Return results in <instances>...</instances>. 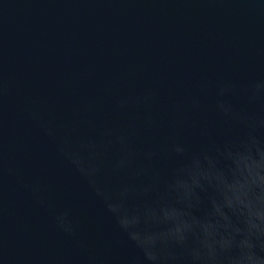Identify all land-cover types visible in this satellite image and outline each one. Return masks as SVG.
I'll return each instance as SVG.
<instances>
[{
  "label": "water",
  "instance_id": "water-1",
  "mask_svg": "<svg viewBox=\"0 0 264 264\" xmlns=\"http://www.w3.org/2000/svg\"><path fill=\"white\" fill-rule=\"evenodd\" d=\"M260 78L264 0H0V264H123L136 254L121 244L115 220L34 111L58 135L72 124L79 125L75 137L98 134L106 124L123 130L143 124L145 112L120 111L117 100L150 89L158 125L134 143L162 145L175 118L171 102L199 95L202 113L190 114L191 126L180 131L196 148L229 132L215 111V88L201 93L197 84ZM155 166L166 173L171 162L161 155ZM60 212L75 223V236L56 227Z\"/></svg>",
  "mask_w": 264,
  "mask_h": 264
},
{
  "label": "clouds",
  "instance_id": "clouds-1",
  "mask_svg": "<svg viewBox=\"0 0 264 264\" xmlns=\"http://www.w3.org/2000/svg\"><path fill=\"white\" fill-rule=\"evenodd\" d=\"M197 87L201 93L215 88V111L229 132L221 141H198L196 148L181 139L180 131L191 126L190 114L202 113L199 95L171 102L175 118L162 145L134 143L143 129L158 125L150 112V89L117 100L120 111L145 112L143 124L132 122L123 130L106 124L98 134L75 137L79 125L72 124L58 135L52 121L32 113L103 202L125 237L121 244L136 250L123 264H264V78L240 85L202 80ZM4 91L0 88V94ZM240 99L248 107L234 102ZM208 135L202 130L201 136ZM161 155L171 162L166 173L155 166ZM3 164L0 154V168ZM109 176L123 179L109 184ZM31 190L41 200L39 186ZM54 222L63 233L76 235L67 212Z\"/></svg>",
  "mask_w": 264,
  "mask_h": 264
}]
</instances>
